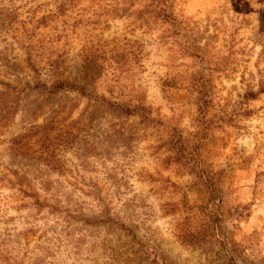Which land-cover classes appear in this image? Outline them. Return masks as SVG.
I'll use <instances>...</instances> for the list:
<instances>
[{"label": "rangeland", "instance_id": "374dc122", "mask_svg": "<svg viewBox=\"0 0 264 264\" xmlns=\"http://www.w3.org/2000/svg\"><path fill=\"white\" fill-rule=\"evenodd\" d=\"M162 3L0 0V175L128 226L56 223L0 181V264H264V93L245 98L264 85V0ZM47 59L90 97L40 93Z\"/></svg>", "mask_w": 264, "mask_h": 264}, {"label": "trees", "instance_id": "16d2710c", "mask_svg": "<svg viewBox=\"0 0 264 264\" xmlns=\"http://www.w3.org/2000/svg\"><path fill=\"white\" fill-rule=\"evenodd\" d=\"M147 1L155 3V8H158V12L155 13V16L158 17L164 13V9L161 8L164 7V4L162 3L163 0H145V2ZM47 64L51 68L52 74L55 75V80L52 82L50 87L38 80L35 88L40 93L46 94L47 96H54L61 92L69 91L77 93L81 97H90L85 85L58 79L59 77L56 74L58 61L47 59ZM28 66L30 67L31 72L39 79L41 71L31 61V55L28 57ZM0 86H3L6 90H12L11 85L2 81L1 78ZM263 93L264 85L261 84V87L257 92H253V90L248 89L245 93V98L255 100ZM94 100L116 119L133 117L138 111H143L145 115L149 113L148 109L145 108L144 105L131 107L129 104L125 103H111L99 96H94ZM24 138V136L19 138L18 144L21 145L23 140L26 139ZM43 173L44 172H42L41 175ZM9 174L14 176L15 180L12 179L10 175L2 174L0 175V181H5L10 189H16L23 199L31 200L33 202V206L38 211L48 210V213L55 217L56 223L60 222L62 225H69L71 222L72 225L82 224L87 227H96L100 224L104 225L114 223L119 227H128L123 223L117 224L114 220H112L108 213H99V215L92 214L88 216L84 213L83 208L80 206V199H74L73 195L68 194L66 188L62 187V184L58 181H50L48 179L44 180L41 177L37 180L22 181L15 173ZM213 199L214 197H212V200ZM151 264L159 263L157 259H153Z\"/></svg>", "mask_w": 264, "mask_h": 264}]
</instances>
